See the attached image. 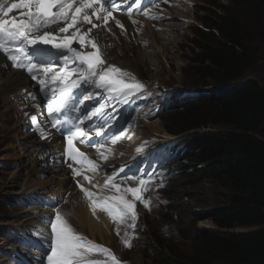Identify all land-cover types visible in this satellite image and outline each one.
Listing matches in <instances>:
<instances>
[{"label": "trees", "instance_id": "obj_1", "mask_svg": "<svg viewBox=\"0 0 264 264\" xmlns=\"http://www.w3.org/2000/svg\"><path fill=\"white\" fill-rule=\"evenodd\" d=\"M209 1L217 9L218 0ZM234 1L245 12L242 17L201 7L209 32L192 29L191 61L197 82L214 89L185 98L192 101L178 105L176 120L165 124L171 135L184 136L175 189L215 185L229 192V202L200 213L177 209L192 226L191 253L155 251L158 264H264V84L245 80L226 88L241 82L253 66L256 41L264 44V0ZM182 194L194 200L195 193L167 198L184 206ZM203 220L213 221L216 229L199 228ZM240 227L261 228L234 231Z\"/></svg>", "mask_w": 264, "mask_h": 264}, {"label": "rangeland", "instance_id": "obj_2", "mask_svg": "<svg viewBox=\"0 0 264 264\" xmlns=\"http://www.w3.org/2000/svg\"><path fill=\"white\" fill-rule=\"evenodd\" d=\"M144 1L145 0L133 1L137 11H144L146 8L145 6L142 7ZM209 3V0H193V3L187 6L188 10L181 14L183 17L168 19L167 23L176 27L172 29L171 35H166V37H164L168 42V44H163L167 53L166 59L157 53L154 55L155 58H151L150 54L153 50H149L148 44L137 42L135 39H128L127 30L118 29L119 27H116L118 30L112 31L113 35L111 34L114 40L119 43V45L117 44L116 54L121 59L131 63L130 70L122 67L123 70L130 74L127 75V81L130 83H142L145 86L144 89L148 90L150 95L153 96L154 93L160 92L161 97L165 95L166 91L174 92L175 96H181L184 92L191 94V96H195L194 93H191L192 91H209L214 89V85L203 86V84L197 82L199 80L194 77V65L191 61L194 56L191 52L192 47L190 42L195 36L192 29L199 27L209 32L201 21L206 15L201 10V7L204 6L219 14H226L227 9L229 12L242 17L245 12L237 7L234 0H218L217 9L212 8ZM129 4L130 3L126 2L123 5L129 6ZM149 5L154 9L161 6L160 2L157 1H152ZM218 7H224V9ZM174 9L173 7L167 9L165 12H171L174 11ZM129 10H131V7L124 9L123 13L129 12ZM137 11H135V13L138 15L139 13ZM176 14L178 15V13ZM137 18L142 20L141 16ZM167 23L164 21L157 25L159 26V24ZM153 29L155 32L164 33V29L161 27L158 29L153 25ZM138 35H140L139 32ZM118 36L130 41L124 40L120 42L119 39H117ZM256 44L259 49V54L242 81L254 80L260 84H264V44L261 40H257L255 45ZM104 55H106L108 61L113 60L108 56L109 51L106 50ZM241 82H234L231 85L241 84ZM189 90H191V92H189ZM183 97L188 98L186 94H184ZM185 98L182 99L185 103H190L192 101V99ZM179 111H181L180 108L171 109L169 112L161 115L163 119L158 116L154 121L141 123L135 135L136 142H139L143 137L155 143L164 142L168 137H171L173 140L174 138L183 139L184 136L171 135L165 128L166 121L169 123L173 118L176 120L175 117ZM26 133H30L27 131V128L22 134ZM22 136L23 135L20 137ZM19 141L20 140L7 137L4 130L0 128V264H6L5 257L1 252L16 246L11 240V234L19 233V230L28 227V225H24V223H26L25 216L27 215L26 210H28V208L23 206V202H28L29 199L26 194L23 195L21 186L22 178L26 176V172H20V180L19 178H15L16 174L21 169V159L19 158L21 153L17 147L20 144ZM133 154L134 153L130 150V156ZM44 166L45 164L43 167ZM43 178L44 177L40 175L39 179L43 180ZM149 192L151 194L148 195V199L150 197L152 206L150 202L149 208L138 209L139 218L137 227L139 230L126 231L114 225L112 226L113 230L111 229V232L113 231L112 239L109 241L108 245L101 243L99 237H96V242L106 245L105 247L110 250L111 261L112 256H114L119 264H158L154 255L155 251H163L173 255L179 253L189 254L191 253V242L187 239V234L192 226L185 223V221L176 214V210L182 209L189 212L192 209L200 213L211 208L222 207L229 202V192H227V190L209 184L196 188L186 187L184 190H177L175 189V185L170 182L165 190L159 191L156 186L153 185L149 188ZM180 193H195V196H193L194 200L191 201L185 198L186 194H182L181 197L184 199V206H181L180 203L173 202L171 199L168 200L166 198L168 196H178ZM69 213H71V210L66 206L64 208V216L66 219H69V222L79 231L73 215H69ZM197 226L201 229H216V226L211 220L200 221ZM259 228L261 227H240L234 229V231L247 232ZM84 235L91 238L89 231H85ZM133 236L134 238H132ZM125 241L131 246H126ZM98 255L107 256L109 254L103 253Z\"/></svg>", "mask_w": 264, "mask_h": 264}, {"label": "snow or ice", "instance_id": "obj_3", "mask_svg": "<svg viewBox=\"0 0 264 264\" xmlns=\"http://www.w3.org/2000/svg\"><path fill=\"white\" fill-rule=\"evenodd\" d=\"M115 4L116 0H16L12 3L2 0L0 2V52L7 55L15 67L25 69L33 80H38L42 91L51 92L52 100L47 109L50 116L55 117L61 113L74 95L73 90L80 89L85 84H94L98 89L119 93L125 99L130 93L135 94L144 90L145 86L142 83L125 81L124 77L130 74L114 65L105 67L107 61L102 58L99 45L90 38L92 30L100 26L93 21V17L107 24L109 18H113L111 9ZM14 10L18 12V18H9V14ZM115 23L123 28L120 20L116 19ZM85 24L91 27L84 29ZM53 26L58 27L53 28ZM73 42L78 43L81 50L90 46L95 51L84 53L74 48ZM38 46H50L47 51L55 49L59 52L58 71L57 66L51 61L39 59L42 49ZM20 54L26 58L21 59ZM74 76L77 78L73 79ZM91 95L85 88L78 102L90 99ZM77 119L83 124L84 119H90V114L85 113L83 118ZM58 125L59 120L53 119V126ZM73 127L75 130L69 129L66 135L68 158L74 163L85 160L89 170L95 172L98 165L87 160L85 153L73 147V141L85 135L84 129L78 125ZM41 134L43 135V132ZM119 138L117 135L111 142L116 143ZM72 171L76 176L82 175L76 168H72ZM83 179L91 184L86 174L83 175ZM128 179L131 180L132 177ZM77 183L79 184V181ZM138 183L143 186L146 181L140 180ZM93 187L99 186L93 185ZM145 190L144 187L122 189L111 176L107 177L103 187L99 188L100 192H108L110 195L98 197L96 193L81 186L84 196L92 202L94 213L99 208L113 221L120 223L130 218L132 223L128 227L133 229L138 218L135 201L144 202V206L149 207L150 202L145 201L142 196ZM128 194H131L133 200L127 199ZM49 226L51 236L50 254L47 255L48 264H99L98 261L89 259L94 251L108 253L111 256L110 250L98 247L77 233L59 211L54 220L49 221ZM125 245L131 246L127 241ZM112 264H118L114 256H112Z\"/></svg>", "mask_w": 264, "mask_h": 264}, {"label": "bare ground", "instance_id": "obj_4", "mask_svg": "<svg viewBox=\"0 0 264 264\" xmlns=\"http://www.w3.org/2000/svg\"><path fill=\"white\" fill-rule=\"evenodd\" d=\"M174 3L176 6L174 7V11H171L172 13L169 11L162 13L166 23L168 19L170 20L173 17L181 18V14L188 10L187 6L191 5L193 0H175ZM176 13H178V15ZM117 16L118 14L116 12H112L113 18L116 17L121 23L125 24L123 27L127 30L128 39H135L137 42L148 44L149 50H153L150 54L151 58H155L154 55L156 53L165 59L167 58V53L163 44H168V42L164 37H166V35H171L172 29L176 26L168 23L159 24V26L164 29V33H159L154 31L152 23L145 18L142 21L143 26L141 27V23L137 21V17L135 16ZM113 18H109V20ZM93 21L97 23L94 17ZM111 25V23L108 24L107 22L105 26L93 29L90 33V38L96 41L103 55L106 50L109 51L108 56L110 59H113L111 61L112 64L119 68L122 66L130 70L131 63L121 59L116 54L119 43L111 36V34L113 35L112 31H116L120 29V27L118 29H116V27L113 29L109 28L106 33V27H111ZM89 27L91 26L87 24L83 25L84 29ZM94 31H97V33H94ZM138 32L140 35H138ZM117 39H119L120 42L128 40L120 36H118ZM86 49H89V52L94 50L90 47H86ZM48 57L52 59L51 56ZM6 66L4 60L0 57V128L4 130L7 137L20 140V144L17 147L21 153L19 157L21 159V169L16 174L15 178H19L20 180V172H26V176L22 178L21 182L23 195L35 194L46 196L49 202H55L57 198L61 199L62 202H66L65 205H68L73 213V217L79 228L78 232L84 235L85 231H89L93 241H96V237H99L101 243L108 245L109 241L112 239V223L105 219L102 214L97 213L94 218L91 213L88 212L85 199L76 190L64 168L54 171L49 167H43L44 164L41 158L45 157L47 150L52 146L60 145L61 149V141L58 138H54L51 143L44 144L39 140L37 141L33 134H22L27 125H29L28 119L37 114V109L41 110L39 106H28V102L30 101H33V105L36 104V98L39 97L36 93L42 91L40 84L38 81H29L23 73L11 70ZM21 135L23 136L20 137ZM169 140H171V137L166 138L165 142ZM40 175H45L43 180L39 179ZM65 205L62 203L63 207H65ZM30 209L26 210L27 215L25 216V222L27 224L24 223V225H40V227H42V220L45 221L46 218L52 216V211L47 207H44L42 210L34 207ZM34 211L37 213L33 214Z\"/></svg>", "mask_w": 264, "mask_h": 264}, {"label": "clouds", "instance_id": "obj_5", "mask_svg": "<svg viewBox=\"0 0 264 264\" xmlns=\"http://www.w3.org/2000/svg\"><path fill=\"white\" fill-rule=\"evenodd\" d=\"M241 83H243V81H242ZM211 90H213V89H211ZM209 91H210V90H209ZM189 92H191V90H189ZM202 92H208V90H207V91H200V92H199V91H195V92L192 91L191 93H194V95L197 96V95H199V94L202 93ZM184 94H187V93L184 92L183 95H184ZM190 96H191V94L188 96V98H191V97H192V98H195V96H191V97H190ZM180 136H181V135H180Z\"/></svg>", "mask_w": 264, "mask_h": 264}, {"label": "water", "instance_id": "obj_6", "mask_svg": "<svg viewBox=\"0 0 264 264\" xmlns=\"http://www.w3.org/2000/svg\"><path fill=\"white\" fill-rule=\"evenodd\" d=\"M242 84V83H241ZM235 85H237V84H235ZM235 85H228V86H226V88H228V87H232V86H235ZM201 91H207V90H201ZM200 92V91H199Z\"/></svg>", "mask_w": 264, "mask_h": 264}]
</instances>
